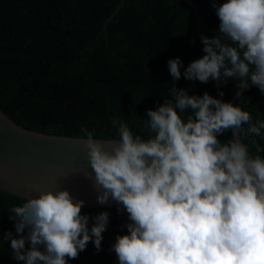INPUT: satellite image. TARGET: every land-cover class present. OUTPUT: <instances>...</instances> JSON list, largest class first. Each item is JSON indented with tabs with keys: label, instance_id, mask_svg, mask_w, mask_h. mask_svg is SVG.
I'll use <instances>...</instances> for the list:
<instances>
[{
	"label": "clouds",
	"instance_id": "9594fccd",
	"mask_svg": "<svg viewBox=\"0 0 264 264\" xmlns=\"http://www.w3.org/2000/svg\"><path fill=\"white\" fill-rule=\"evenodd\" d=\"M218 34L201 36V58L183 72L188 80L217 87L228 78L264 93V0H210ZM173 81L179 57L168 61ZM155 110L148 109V139L113 120L119 140L111 151L83 129L91 179L101 205L113 201L127 214L126 234L110 251L119 264H264V157L251 155L244 135H261L264 121L205 92L189 95L171 86ZM223 96V93H220ZM191 110L189 113L188 110ZM231 137L222 143L218 136ZM257 153L264 151L253 139ZM85 201L67 189L42 191L13 207V259L23 264H68L91 242L101 250L109 213H82ZM27 234L25 235V230ZM26 242L29 247L26 248Z\"/></svg>",
	"mask_w": 264,
	"mask_h": 264
},
{
	"label": "trees",
	"instance_id": "16d2710c",
	"mask_svg": "<svg viewBox=\"0 0 264 264\" xmlns=\"http://www.w3.org/2000/svg\"><path fill=\"white\" fill-rule=\"evenodd\" d=\"M189 1L208 27L183 0H125L106 27L120 0H0L1 107L38 132L86 138L82 130L87 129L94 139L119 140L113 120L126 123L143 139L153 135L143 119H148V109L170 98L173 84L189 95L207 92L229 102L239 90V78H228L217 87L213 80L201 83L183 77L184 69L205 54L201 36L216 35L219 28L210 0ZM177 57L182 75L173 81L168 61ZM238 105L253 123L264 121V93L257 87ZM244 130L241 139L250 154L264 157V151L257 153L251 144L254 139L264 148V129L260 136H245ZM231 135L226 131L218 139L223 143ZM25 202L0 190V264H23L12 258L11 242L4 237L10 231L17 235L10 210ZM102 211L82 213L89 215L91 226L92 217ZM107 212L101 250L90 242L68 264H110L115 254L110 249L117 235L126 234L128 219L126 213Z\"/></svg>",
	"mask_w": 264,
	"mask_h": 264
},
{
	"label": "water",
	"instance_id": "95a60500",
	"mask_svg": "<svg viewBox=\"0 0 264 264\" xmlns=\"http://www.w3.org/2000/svg\"><path fill=\"white\" fill-rule=\"evenodd\" d=\"M183 1L208 27L195 5L189 0ZM124 2L125 0H120L105 21V27ZM255 88L249 82L246 88L236 91L229 102L236 106L237 102ZM85 140L84 137L47 134L24 127L0 105V190L26 200L42 191L67 189L74 199L85 201L82 210L117 211L118 205L111 200L105 205L97 202V191L91 179L94 173L90 168ZM95 140L109 151L118 143L117 139ZM13 226L15 222L11 227ZM110 264H119L116 254Z\"/></svg>",
	"mask_w": 264,
	"mask_h": 264
}]
</instances>
